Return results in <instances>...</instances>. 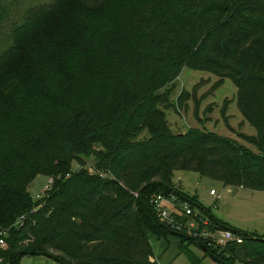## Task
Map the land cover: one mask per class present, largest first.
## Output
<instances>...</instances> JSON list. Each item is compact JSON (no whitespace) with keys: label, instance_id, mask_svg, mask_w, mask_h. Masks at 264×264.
<instances>
[{"label":"trees","instance_id":"obj_1","mask_svg":"<svg viewBox=\"0 0 264 264\" xmlns=\"http://www.w3.org/2000/svg\"><path fill=\"white\" fill-rule=\"evenodd\" d=\"M72 1L25 6L18 22H9V42L0 52V264L40 254L60 264H157L149 239L166 240L170 234L178 239L176 253L199 264L188 246L201 249L200 244L186 235L190 230L180 222L182 215L171 211L178 229L171 228L158 221L150 201L156 195H181L171 182L175 170L195 172L224 187L264 191V0L203 3L204 13L225 15L211 19L189 48L158 33V17L192 20L180 0H162L160 14L151 6L147 33L131 11L151 0H82V42L69 41L75 30L55 41L66 51L62 61L67 68H76L83 55L89 59L96 93L81 100L78 91L68 94L73 88L64 91L55 84L58 71L62 81L70 79L65 68H49L44 77L31 76L29 69L31 51H38L31 45L33 28L55 23L64 2ZM9 5L0 0V30L10 19ZM185 25L190 24L178 28ZM116 28L120 30L110 44L108 35ZM220 61H227L225 76L235 86L237 108L255 131L240 136L256 152L209 131L162 129L158 89L182 67L214 73ZM159 65L171 70L159 76ZM95 99L104 101L101 113L90 102ZM145 128L154 131L139 138ZM87 155L99 160L96 174L82 166L70 170L72 160ZM36 175L50 177L51 183L33 200L26 187ZM181 199L197 205L183 194ZM20 215L24 217L14 225ZM193 218L198 227L190 234L198 237L204 229H227L216 219L204 226L197 215ZM230 231L241 237L240 243L203 242L204 254L225 264H264V238Z\"/></svg>","mask_w":264,"mask_h":264},{"label":"rangeland","instance_id":"obj_2","mask_svg":"<svg viewBox=\"0 0 264 264\" xmlns=\"http://www.w3.org/2000/svg\"><path fill=\"white\" fill-rule=\"evenodd\" d=\"M10 3L11 10L10 19L5 22L0 30V52L4 50L9 42L8 29L9 22L17 23L18 17L25 6L48 2L49 0H4ZM209 0H180L182 8L186 14H193L192 20L180 21H166L158 17V33L170 40L171 43L177 44L180 47H191V43L198 39L202 31L210 26L211 19L218 20L224 17V13H204L201 9L203 3ZM186 5V7H185ZM152 6V7H151ZM86 7L83 5L82 0H73L72 2H64V6L60 11L61 15L54 23L48 21L39 24L33 28V35L31 39L34 40L31 45L38 46L37 53L31 51V76L44 77L48 75L49 68H65L69 80L62 81V71H58L55 84L67 91L73 88L68 94H73L74 90L78 91L79 99H89L90 95H94L96 91L93 88L96 86L92 79V71L88 66L89 59L83 55L81 63L76 68H67L63 60L65 50L56 46L55 41L57 35L64 36L68 30H75L76 35L70 37L69 41H74L79 45L83 40L80 30V11ZM88 7V6H87ZM154 9L157 14L164 13L162 0H151L150 3L136 4L132 9L131 14L133 19L137 21L140 30L147 33V17L149 9ZM224 14V15H223ZM223 15V16H222ZM179 17L182 14H178ZM186 21V22H185ZM185 25L182 29L178 28L181 24ZM157 24V23H156ZM119 28L113 29L108 35L107 39L113 40V44ZM192 30V31H191ZM180 33L182 35H180ZM180 35V36H179ZM35 43V44H34ZM36 47V46H35ZM136 53V49L132 50ZM221 67L214 73L190 69L182 67L172 80L167 82L165 86L158 89L161 97L158 102V107L163 111L162 129L169 133H184L188 129H198L209 131L216 135L227 138L238 145L244 146L256 152L255 148L240 135L247 136L254 134V128L251 127L241 116L235 100V86L225 76L227 70L225 64L227 61H220ZM157 74L160 76L171 70L165 65H159ZM170 73V71H169ZM71 74V75H70ZM49 84V81H46ZM95 110L100 113L104 110V101H92ZM145 128L140 134L139 138H145L149 132H153ZM99 165V160L95 156H78L77 163L71 161L70 170L74 171L82 166L88 173L96 174L94 170ZM44 175H36L27 185L26 191L30 197L34 198L36 194L42 191L47 179ZM171 182L178 192L186 197L193 199V201L200 207L207 210L211 217L207 216L201 211L197 205L190 204L181 199V195H172L165 197L167 199L165 205L168 209L174 210L179 214V210L183 206L190 207L193 215H197L201 222L205 224H212L216 219L218 223L227 229L244 232L254 235L258 238H264V192H255L252 194L247 193L245 190L235 189L234 187H224L222 184L213 179L200 177L197 173L187 170H175L172 172ZM214 190L218 195L215 198L209 195V190ZM42 196V195H41ZM36 200V199H34ZM60 202V201H59ZM181 215V214H179ZM184 224L190 231L198 227L197 222L193 216H179ZM211 222V223H210ZM191 224V228L189 225ZM186 232L187 236H191L199 246L206 244H216L211 235L214 231L205 230L203 235L198 237ZM210 235L209 240L206 239ZM177 236L174 234L168 235V242L162 239L151 237V250L153 258L160 264H191L190 261L183 253H176V243L173 240ZM172 241H169V240ZM32 248L33 245H27ZM191 254L199 260V264H219L213 261L208 255L193 243L188 246ZM53 255L55 252L47 251ZM18 264H58L51 257L46 255H22L19 257Z\"/></svg>","mask_w":264,"mask_h":264},{"label":"built area","instance_id":"obj_3","mask_svg":"<svg viewBox=\"0 0 264 264\" xmlns=\"http://www.w3.org/2000/svg\"><path fill=\"white\" fill-rule=\"evenodd\" d=\"M50 183H51V178L47 179L46 183L44 184V186L42 188V191L39 194H36L34 196V198H32V199L33 200L39 199L41 197L42 193L48 189ZM208 193H209V195H211L215 198H218V195L216 194V192L214 190L211 189L208 191ZM166 201H167V199H165V197L160 196V195H156L153 199H151L150 202H151V205L153 207V210H154L155 215H156L159 222H164V223L168 224L171 228L175 227L176 229H178V227L175 226L174 218L171 214V210H169L165 207ZM178 212H179V214H181L183 216H187V217L194 216L191 209L185 205ZM23 217H24V215H20L18 217L17 221L14 223V225H16L20 220H22ZM199 220H200V218H199ZM202 224L204 226L206 225L203 222H202ZM191 227L192 226L190 224L189 228H191ZM202 233H205V229L202 231ZM202 233H200L199 235L202 236L203 235ZM193 235H195V234H193ZM2 236H4V232L0 231V247H4V240H3ZM206 236L210 237V235H206ZM211 238L216 244H223V243L228 242V241L240 243V241H241L240 236L233 234L228 229H220V230L214 231V234L211 235Z\"/></svg>","mask_w":264,"mask_h":264},{"label":"crops","instance_id":"obj_4","mask_svg":"<svg viewBox=\"0 0 264 264\" xmlns=\"http://www.w3.org/2000/svg\"><path fill=\"white\" fill-rule=\"evenodd\" d=\"M236 190L237 189H240V190H245V189H243V188H240V187H234ZM247 193H249V194H252V193H255V192H264V191H248V190H245ZM165 207L168 209V207L165 205ZM169 210H171V209H169ZM165 241V240H164ZM169 241H172L171 239L169 240ZM166 242H168V237H167V239H166ZM173 243H176V245H177V243H178V239L176 238V239H174L173 240ZM177 251V250H176ZM157 264H160V263H157Z\"/></svg>","mask_w":264,"mask_h":264},{"label":"water","instance_id":"obj_5","mask_svg":"<svg viewBox=\"0 0 264 264\" xmlns=\"http://www.w3.org/2000/svg\"><path fill=\"white\" fill-rule=\"evenodd\" d=\"M176 234V233H175ZM179 236H181V234H178ZM200 248H201V250H203L204 249V247L203 246H200ZM46 256H48V257H50L49 255H46ZM210 258L213 260V261H216L217 263H219V264H225V263H223V262H221V261H218V260H216L214 257H212V256H210ZM53 259V258H52ZM54 260V259H53ZM56 261V260H55ZM57 262V261H56ZM58 264H60L59 262H57Z\"/></svg>","mask_w":264,"mask_h":264}]
</instances>
